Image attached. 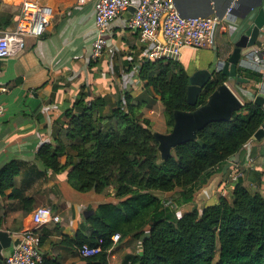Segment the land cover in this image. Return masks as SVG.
<instances>
[{"label": "crops", "instance_id": "crops-1", "mask_svg": "<svg viewBox=\"0 0 264 264\" xmlns=\"http://www.w3.org/2000/svg\"><path fill=\"white\" fill-rule=\"evenodd\" d=\"M22 1L0 0V17L9 18L17 14ZM37 1L52 8L44 33L26 38L22 51L0 59V103L4 107L0 116V169L10 160L22 162L24 167L15 177L14 184L24 195L33 198L31 210L25 212L18 199L9 196L10 189L0 193V229L12 237L11 245L2 254L4 257L8 255L18 234L33 229V211L47 206L59 216L60 221L36 229L41 236L38 245L40 255L58 264H84L70 240L75 238L79 226L85 223V217L98 204L115 203L118 199L112 187L100 193L73 189L65 172H51L36 160L37 149L43 143L55 144L60 131L69 123L67 111L77 113L81 109L78 103L81 98L84 104L94 103V116L98 118L100 127L105 129L111 127L108 116L124 99L126 92L145 99L142 113L151 121L155 132H167V124L163 106H159L160 100L152 97V91L143 87L144 81L138 76L137 68L144 59L145 44L136 32L126 28L128 18L124 13L110 23L102 54L93 60L95 0H87L81 5L76 0ZM136 2L133 0L134 4ZM174 2L183 16L222 14L234 3L227 29L216 31L213 47L183 46L180 49L177 61L186 72L190 67V74L208 67L214 51L220 59H225L232 52L235 41L253 22L258 9L264 8V0ZM13 27L11 24L10 28ZM258 39L263 41V47L264 37L259 36ZM261 47L253 45L252 52L259 51ZM246 58L242 55L240 61ZM246 70L256 71L238 64L237 71L240 77L247 79L245 83L228 82L242 102L253 101L259 92H264V73L262 79L256 81L245 76ZM65 161V155L59 156L57 166ZM233 172L237 174L236 181L232 178ZM237 183L264 194V137L247 140L195 192L192 201L177 208V214L193 208L201 211L204 206L216 203L221 196L230 198ZM160 195L169 197V200L175 197L174 192ZM146 234L148 229L139 237L119 239L109 249L108 264H123L127 255L139 253Z\"/></svg>", "mask_w": 264, "mask_h": 264}, {"label": "trees", "instance_id": "trees-1", "mask_svg": "<svg viewBox=\"0 0 264 264\" xmlns=\"http://www.w3.org/2000/svg\"><path fill=\"white\" fill-rule=\"evenodd\" d=\"M17 14L0 17V29L10 28ZM138 76L152 97L160 100L167 132L173 125L174 110L189 111L204 104L228 79L221 72L214 73L196 104L190 105L186 100L189 75L179 61L142 59ZM245 76L262 79V73L253 70H246ZM78 103L81 109L77 113L67 111L69 123L55 144H41L35 157L47 170L65 172L69 185L79 192L100 193L113 188L118 201L98 204L70 240L78 252L82 244L97 245L102 239L101 251L82 257L84 264H108V252L114 245L112 234L119 233L120 239L139 237L147 229L141 251L127 255L123 264H264L261 191H250L237 183L230 198L221 196L201 211L193 208L177 214V208L192 201L207 179L261 127L263 107L243 100L229 119L208 123L194 140L177 145L163 158L151 121L142 113L144 98L126 92L108 116V129L100 127L94 116V103L84 104L82 98ZM62 155L66 161L57 166ZM23 167L18 160L3 165L0 193L10 189L9 196L17 198L22 210L28 212L33 198L14 184ZM164 192H174L175 197L169 201L160 195ZM41 258L40 264H58Z\"/></svg>", "mask_w": 264, "mask_h": 264}, {"label": "built area", "instance_id": "built-area-1", "mask_svg": "<svg viewBox=\"0 0 264 264\" xmlns=\"http://www.w3.org/2000/svg\"><path fill=\"white\" fill-rule=\"evenodd\" d=\"M76 1L81 5L87 0ZM132 5L134 11L127 20L126 28L136 32L139 40L145 44L144 59L155 61L177 60L183 46L213 47L216 31L224 32L227 29V23L232 18L234 3H231L222 14L183 16L174 0H137L136 4L133 0H95V37L91 50L93 60H97L102 54L110 23ZM51 14L50 5L37 0H23L14 27L0 29V59L22 51L26 38L41 36ZM240 64L264 73V45L259 51L251 52L246 59L240 61ZM3 110L4 107L0 103V116ZM236 175L233 174L234 181L237 179ZM59 221V216L49 207L42 206L35 209L32 213L33 229H27L17 235V240L13 242L10 252L3 259V264H40L42 260L38 250L40 235L36 229ZM119 239V233L111 235L113 244ZM100 243L102 239L97 245L82 244L78 248L79 255L86 257L99 253L102 249Z\"/></svg>", "mask_w": 264, "mask_h": 264}, {"label": "water", "instance_id": "water-1", "mask_svg": "<svg viewBox=\"0 0 264 264\" xmlns=\"http://www.w3.org/2000/svg\"><path fill=\"white\" fill-rule=\"evenodd\" d=\"M134 11V6H129L124 15L129 18ZM264 37V8L260 7L253 22L243 31L241 36L234 43L232 52L225 58L220 59L216 51L213 52L208 67L197 69L188 78L186 100L190 105H195L197 97L205 84L216 72L225 74L228 79L217 86L208 96L206 102L193 110H174L173 125L170 131L165 133L154 132V138L158 142V149L163 158L170 155L172 149L179 144L192 141L196 138L197 132L212 121L227 120L232 113L239 110L243 102L232 91L228 82L245 83L247 79L240 77L237 67L242 55L249 56L252 46L261 47L263 41L258 39ZM253 102L264 109V92H259ZM254 139L264 137V123L252 136ZM12 237L7 231L0 229V264H2L4 249L11 245Z\"/></svg>", "mask_w": 264, "mask_h": 264}, {"label": "rangeland", "instance_id": "rangeland-1", "mask_svg": "<svg viewBox=\"0 0 264 264\" xmlns=\"http://www.w3.org/2000/svg\"><path fill=\"white\" fill-rule=\"evenodd\" d=\"M197 50H198V49H197ZM187 72H188V74H190V72H191L190 67H188ZM191 74H192V73H191ZM238 96H239V95H238ZM159 106L162 107L160 102H159ZM160 111L162 112V108H160ZM177 212L179 213V210H177Z\"/></svg>", "mask_w": 264, "mask_h": 264}]
</instances>
